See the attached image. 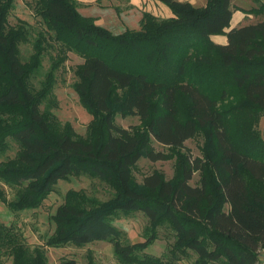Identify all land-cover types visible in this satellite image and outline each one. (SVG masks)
Listing matches in <instances>:
<instances>
[{
    "label": "trees",
    "instance_id": "1",
    "mask_svg": "<svg viewBox=\"0 0 264 264\" xmlns=\"http://www.w3.org/2000/svg\"><path fill=\"white\" fill-rule=\"evenodd\" d=\"M157 1L171 17L144 14L139 30L114 34L81 15L75 0H38L48 35H39L22 62L29 31L25 24L8 27L14 0H0V158L10 142L18 148L14 158L0 162V200L13 211L37 209L59 181L88 174L110 184L115 197L101 204L68 192L47 246L109 241L121 264H162L141 259L153 237L125 244L114 224L119 213L141 211L155 228L167 224L173 230L174 255L189 258L193 252L197 264H259L264 139L256 126L264 116V5L256 11L262 20L230 29L232 0H207L204 7ZM217 35L227 44L215 43ZM46 37L59 49L37 89L32 81L48 48L54 50ZM68 52L84 60L73 88L92 116L85 137L51 111L58 106L56 72ZM117 113L139 117L144 131L117 126ZM199 132L206 137L205 155L186 157L177 180L154 173L135 183L131 170L143 157L172 158L152 149V138L175 151ZM196 172L201 180L193 186ZM2 184L16 190L13 201L6 200ZM5 255L12 264H48L44 247H29L0 223V264Z\"/></svg>",
    "mask_w": 264,
    "mask_h": 264
},
{
    "label": "rangeland",
    "instance_id": "2",
    "mask_svg": "<svg viewBox=\"0 0 264 264\" xmlns=\"http://www.w3.org/2000/svg\"><path fill=\"white\" fill-rule=\"evenodd\" d=\"M176 1L188 2L195 7H204L207 3V0ZM75 2L81 15L93 18L97 25L114 34H121L127 30H139L144 14H150L159 19L172 16L171 9L157 0H75ZM231 3L233 12L238 16L242 14L247 19L245 20L247 22L242 26L255 24L263 19V16L258 15L256 11L261 5H264V0H232ZM37 5L38 0H14L13 9L7 18L8 27L25 24L29 31V42L20 47L22 62L28 61L33 54V43L39 35L47 34L46 26L37 13ZM46 42L48 46L53 45L54 50L48 48L43 59V66L32 81L37 89L41 88V83L50 69L51 58L58 54L59 49L57 43L47 37ZM83 62L84 60L75 53H67L65 62L56 72L57 83L54 93L58 106L51 109L62 124H71L74 132L80 137L87 135L88 125L92 121V116L81 106L79 97L73 88L76 81L75 71L77 66ZM118 93L120 94V92ZM114 123L130 131H144L145 129L144 122L137 116L117 113ZM262 124L264 129V119ZM256 130L261 134L259 124L256 126ZM10 143V151L0 158V162L16 156L18 148L14 142ZM151 147L155 151L170 152L172 158L167 161L151 162L143 157L131 170L133 180L137 184H142L147 176L154 173H159L165 180H177L186 157L192 159L204 157L206 137L203 132H199L185 143L184 148L175 151H169L167 147L152 138ZM200 180L201 174L196 172L190 184L199 185ZM1 188L7 201L11 202L15 199V189H10L4 184ZM70 191L82 193L101 204L110 202L116 194L110 184L99 178L88 174L71 177L68 181H59L54 192L37 209L13 211L0 200V223L11 229L29 247H44L47 252L48 264H62L63 260H75L77 264H121L115 255L113 244L109 241L93 242L83 247L72 244L59 247L47 246V242L57 228L53 217L58 208L64 204L66 195ZM228 209L229 206H226L225 210ZM114 224L120 230L121 241L125 244L142 243L150 237L154 238L140 254L142 260L151 257L161 261L162 264H197V256L193 252H189V258L180 253L174 255L175 251L172 250L176 243V237L173 230L167 224L155 228L141 211L130 214L119 213L114 219ZM259 255V264H264V249L259 251ZM1 263L12 264V258L5 255ZM133 264L143 263L139 261Z\"/></svg>",
    "mask_w": 264,
    "mask_h": 264
},
{
    "label": "crops",
    "instance_id": "3",
    "mask_svg": "<svg viewBox=\"0 0 264 264\" xmlns=\"http://www.w3.org/2000/svg\"><path fill=\"white\" fill-rule=\"evenodd\" d=\"M241 15L242 14H240L238 16V14L233 12V18L231 21L230 29L241 27L243 24H245V22H247V21H245V20H247L245 18V16L244 15L241 16ZM212 40L219 45H226L227 44V37L226 36H222V35L212 36ZM263 119H264V116H262V118L260 119L259 129H260L262 137L264 139V129H263V124H262Z\"/></svg>",
    "mask_w": 264,
    "mask_h": 264
}]
</instances>
